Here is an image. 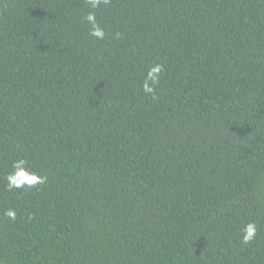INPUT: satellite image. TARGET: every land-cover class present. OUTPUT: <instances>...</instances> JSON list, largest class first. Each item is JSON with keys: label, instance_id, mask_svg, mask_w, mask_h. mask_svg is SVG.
<instances>
[{"label": "trees", "instance_id": "16d2710c", "mask_svg": "<svg viewBox=\"0 0 264 264\" xmlns=\"http://www.w3.org/2000/svg\"><path fill=\"white\" fill-rule=\"evenodd\" d=\"M0 264H264V0H0Z\"/></svg>", "mask_w": 264, "mask_h": 264}, {"label": "clouds", "instance_id": "9594fccd", "mask_svg": "<svg viewBox=\"0 0 264 264\" xmlns=\"http://www.w3.org/2000/svg\"><path fill=\"white\" fill-rule=\"evenodd\" d=\"M110 0H87L88 5L91 9H98L102 4L106 5ZM89 25H91L90 35L103 40L105 38V30L101 24L97 21L95 11H90L86 16L82 17ZM164 71L162 64H154L150 66L145 75L144 81L141 84V89L145 95H152L156 98V88L158 87L161 79V74ZM12 171L6 176V188L9 191L13 189H31L39 185L46 184L48 177L45 174L34 171L30 165L29 160L25 157H19L12 162ZM5 216L15 221L17 218V212L14 208H8L5 211ZM241 243L248 245L250 241L255 238L256 235V224L254 222H248L242 228Z\"/></svg>", "mask_w": 264, "mask_h": 264}]
</instances>
